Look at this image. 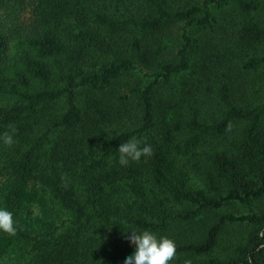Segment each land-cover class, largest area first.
I'll return each mask as SVG.
<instances>
[{
	"label": "trees",
	"instance_id": "1",
	"mask_svg": "<svg viewBox=\"0 0 264 264\" xmlns=\"http://www.w3.org/2000/svg\"><path fill=\"white\" fill-rule=\"evenodd\" d=\"M10 126L0 264H123L131 229L264 264V0H0Z\"/></svg>",
	"mask_w": 264,
	"mask_h": 264
},
{
	"label": "clouds",
	"instance_id": "2",
	"mask_svg": "<svg viewBox=\"0 0 264 264\" xmlns=\"http://www.w3.org/2000/svg\"><path fill=\"white\" fill-rule=\"evenodd\" d=\"M11 132L0 135V141L4 145L14 143L13 134L16 129L10 126ZM146 141L147 138L145 137ZM118 163L127 164L131 159H140L142 154L153 151L150 142L141 143V139L131 136L118 147ZM0 231L14 234L16 231L13 213L7 208L0 207ZM124 235L134 244V251L127 255L123 264H170L176 253L175 241L167 236H158L150 230L131 229Z\"/></svg>",
	"mask_w": 264,
	"mask_h": 264
}]
</instances>
